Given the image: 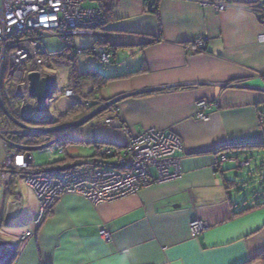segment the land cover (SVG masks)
Here are the masks:
<instances>
[{
  "label": "crops",
  "instance_id": "crops-1",
  "mask_svg": "<svg viewBox=\"0 0 264 264\" xmlns=\"http://www.w3.org/2000/svg\"><path fill=\"white\" fill-rule=\"evenodd\" d=\"M89 1L99 7L100 0ZM102 2L114 3L110 18L87 35L115 53L103 74L111 79L97 95L120 97L114 110L133 132L175 133L181 177L101 204L64 194L28 227L38 201L24 176L6 168L24 138H13L6 148L0 136V242L16 245L9 264H264V201L240 203L232 193L239 196L245 183L229 178L248 166L242 162L252 165L254 154L264 160V42L257 41L264 23L245 8L219 12L191 1L160 0L153 13L145 11L144 0ZM199 39L203 51L193 52ZM230 83L234 87L223 85ZM200 99L215 103L208 121L194 118ZM85 131L78 139L87 143L123 147L128 141L125 131L103 120L91 121ZM13 202L21 209L9 219ZM193 220L207 225L198 236L189 230ZM26 230L33 235L18 241Z\"/></svg>",
  "mask_w": 264,
  "mask_h": 264
},
{
  "label": "built area",
  "instance_id": "built-area-1",
  "mask_svg": "<svg viewBox=\"0 0 264 264\" xmlns=\"http://www.w3.org/2000/svg\"><path fill=\"white\" fill-rule=\"evenodd\" d=\"M156 3L160 0H150ZM197 2L202 6H212L217 11L227 8H245L252 12L260 23H264V0H183ZM84 0H0V88L2 77H14L17 84L16 96L21 99V114L26 120H37L36 105L26 103L30 94L29 83L23 78L34 71L29 66L39 68L40 56L46 54L41 40L44 33L66 41L76 36L87 35L104 24L99 9L83 8ZM264 42V33L257 36ZM67 43V41H66ZM197 47L203 49L204 41L197 40ZM70 44V43H69ZM72 58L77 51L70 45ZM106 64L105 50L95 52ZM26 71V72H25ZM26 73V74H24ZM28 79V76H27ZM69 94V91H66ZM195 119H207L206 110L211 106L204 99L196 104ZM116 113V112H115ZM114 114L105 123L118 126L128 134V142L122 150L119 162L113 167L96 168L93 165L75 166L59 173L56 178L45 175H30L26 182L31 183L39 195L36 222H39L60 195L73 193L93 203L113 202L136 194L140 189L153 184L175 181L181 177L179 160L175 154L181 148L179 137L171 131L148 129L130 133L122 129L120 119ZM36 119H35V118ZM264 115L260 117L262 122ZM41 129L31 128L21 134H37ZM6 142V141H5ZM226 158L221 157L224 161ZM24 152L19 151L8 158L6 167L26 168ZM201 220L189 223L192 236H198L206 228ZM30 232H27V235ZM100 234L108 238L107 232Z\"/></svg>",
  "mask_w": 264,
  "mask_h": 264
},
{
  "label": "rangeland",
  "instance_id": "rangeland-1",
  "mask_svg": "<svg viewBox=\"0 0 264 264\" xmlns=\"http://www.w3.org/2000/svg\"><path fill=\"white\" fill-rule=\"evenodd\" d=\"M158 2L159 1L156 2V5ZM194 3L198 4L199 6H202L197 2H194ZM152 4H154V3L152 2L150 5H152ZM96 5L97 4H94V2H91L89 0H84V2L82 3L83 8H94V7H96ZM150 7L151 6L146 7L145 11L150 12ZM100 27L103 28L104 24ZM97 28H99V27H97ZM92 33H95V30L93 32H91L90 34H92ZM66 41H67V43H66ZM66 41H64L61 38H58L56 36H53L50 33H44L41 42H42L43 46L45 47L47 53L40 56L41 64L39 65L40 66L39 68L31 67V65L29 66V68H31L34 71H30L28 74L36 72L40 75L41 78H43V77L55 78V87L53 89L51 98L47 99V101H46V106L48 108V112L46 113L47 118H49L50 116H51V118H53L54 116H55V118H57L59 116L60 112L66 110V109L69 110L70 109L69 102L71 103V105L74 102H81V104H83V106L84 105L88 106V103H86V101L83 98H85L84 94H86L87 91H89L91 89V86L89 83L85 82V83H80L78 86L75 87V84L73 81L74 77H75L74 76L75 71H76V74L78 75V74H80L84 71H87V70L97 69L100 72L103 71L102 73L104 74L106 71V68H107L106 66L110 64L111 58H112L109 55L108 51L105 50L104 47L97 45V42L93 41L92 35H86V36H80V37L76 36V37L70 38V41H69V39H66ZM196 42L197 41L193 42L194 44L191 46L192 51L197 52V53L202 52L203 49L199 48V45L197 47ZM70 45L73 46L75 51H77V54H74V56L72 58H70L72 55V54H70V51H69ZM84 49H88V50L84 51ZM101 49L105 50L107 52V55H106L107 57L105 60L106 64H104V62L101 60V58H98L97 54L95 53L97 50L99 51ZM62 52L64 53V56H66V57L63 56L62 58H60V57L55 58V56L49 55L50 53H62ZM53 58H55V59H53ZM71 60H73V61H71ZM94 64H95V66H94ZM24 74H26V73H24ZM27 76L28 75H24L23 78H24V80L26 79L27 82L29 83ZM1 82H2V84H1V88H0V101L2 98L1 97V90H2V87H4L5 93L8 90L7 95L9 93L15 99L16 105H15L14 109H16L17 113H19L21 116V118L20 117L17 118L14 116V114L11 113L13 115L14 119H13V117H10L11 118L10 121L13 122V125L16 124L15 126L17 127V129L7 131V130L3 129V127L0 126V136L1 137L6 138V136H8V134L9 135L12 134L11 135L12 137L17 136V135H21V137L30 136V137H26V138H29L28 140H31V138H32L31 136L35 137V134H21V133L26 131V130H29L31 128H37V129H41V130L50 129L49 126H51V125L47 124V122L44 121V119H42V117H44L45 114L44 115L43 114L36 115L40 118H38L37 120H33L31 122H30V120H26L22 117L20 110H21L23 103L21 104L20 103L21 99L18 96H16V90H17V87L19 86V85L18 86H16V85L19 84L21 82V80L14 78V77L9 78L8 74H5L2 77ZM223 85H226L227 87H234V85L231 83L230 84H223ZM66 91H69V94H66ZM61 97L66 98L67 100L61 99ZM119 98L120 97H115V98H110V99H106V100H103L100 98L101 101H99L100 103L99 102L96 103L97 109H95V110H98V109H100V110L97 113H95L94 115L99 114L101 111L106 109L108 106L110 107V105H112V104L113 105L111 107H112V109H114L113 106L117 101L116 99H119ZM204 100H206V99H204ZM206 101L208 102V104L211 105L210 107L215 106L214 102H209L208 100H206ZM25 102L35 104L37 107L36 99L31 97L30 94L27 97V100ZM196 108H197V106H196ZM109 109H107V113L102 114V116L96 117L94 120H92V118L94 116L93 115L91 118L84 121L82 123V126H77V127L72 126L70 128H65V129H68L66 131H65V129L64 130L60 129V132L62 133V135H64L63 138L65 140L61 139L62 141L61 140L57 141V140H55V136H53L49 139V141H46V142L40 143V144H36L34 146H32L33 144H31V143H28L29 145H24V143H25V141H24L21 144H18V145L16 144V150L19 149V151L24 152V156L26 159H30L31 157L29 154H31L33 165H35V166H42L44 164H48V163L53 162V161L65 160V159H66V161L64 162L65 163L64 167H65V165H72V164L76 163V161H90L89 159H92V157L94 155V148L91 144L87 143V141L80 140V139H78V137H81L80 135H84V133L86 132L85 129H87L89 127V124L87 122H89L90 119L92 121L103 120V124L110 127L111 129L121 130L118 126H112L110 124L108 125L105 123L106 119L112 118L111 117L112 115L117 114V113H115V111L111 112ZM9 110L10 109L7 110V113ZM94 111H92V112H94ZM196 112L197 111L195 110L194 116H195ZM206 112H207V110H206ZM91 113L87 114L85 117H87ZM51 114H53L54 116H52ZM207 115H208L207 119H202V120L197 119V120L208 121L209 120V114H207ZM262 115H264V113L259 114V119H260V117H262ZM55 118H53V119L55 120ZM79 120H81V119H79ZM79 120L70 122L69 124L77 123ZM262 120L264 121L263 118H262ZM69 124H66V125H69ZM58 127H61V126H58ZM150 129H155V128H150ZM128 130L130 133L133 132L130 129H128ZM146 130H148V129H144L142 131H146ZM64 131H65V133H64ZM160 131H165V130H160ZM42 133H44V132H39L37 134L40 135ZM133 133H136V132H133ZM59 136L60 135L57 134V137H59ZM127 142H126V144H127ZM4 143H5L4 146L7 148L9 145V142L6 141ZM29 147H33V149H30ZM63 148H64L65 152H62ZM107 154H108V152H107ZM254 156H255V159H254L255 162L251 163L252 165L249 166L250 160H246V161L242 162V166H245L247 164H248V166L243 167L242 169H235V171H236L235 175L229 177L231 179L238 180L239 183L240 182L245 183V187L242 189V193L239 196L232 193V195H233L232 197H234L236 199L239 198L238 201L240 203L246 202V203L251 204L252 200H255V199H257L259 201H264V170H262V171L258 170V167L260 166V164L262 162H264V160L261 156H258V154H254ZM119 157H121V156L120 155H113L112 159H110L108 161H111L112 163L117 164L119 162ZM243 160H244V157H242L241 160H239V161H243ZM11 163L13 164L12 157H11ZM6 166H8V165H6ZM225 166L230 167L232 165L224 164L223 167H225ZM255 166L257 169H255ZM13 167L14 166H11L10 168H13ZM109 167H113V166L110 165ZM116 167L117 166H114L113 168L118 169ZM233 167H235V166H232V168ZM6 168L10 169L8 167H6ZM17 168L25 169L22 167H17ZM61 172H63V170ZM181 174H182V172H181ZM1 176L3 177L4 181H7L8 179H10V176L7 174H3V175L1 174ZM29 176L30 175L24 176V182L27 186H29V188L31 189L33 194L36 196V199L38 201V207H39L40 200H39V195H38V192L36 191V188L31 183L28 184L26 182V179ZM163 183H167V182H163ZM163 183H160V184H163ZM65 194H73V193H65ZM62 195H64V194H62ZM62 195H60V196H62ZM73 195H75V194H73ZM77 196H80V195L77 194ZM80 197H82V196H80ZM82 198H84V197H82ZM84 199H86V198H84ZM88 201L91 202L92 204L107 203V202L93 203L90 200H88ZM51 208H50V210H51ZM49 211H47L45 213L43 218H45V216L48 215ZM43 218L41 220H43ZM30 220H31V218H30ZM39 222H36L33 219L27 224V226L28 227L30 225L33 226L34 223H39ZM27 232H30V233L27 235ZM33 233H34V231H32V230H26L24 233H22L20 236H18V241L26 240L27 238L31 237V235H33ZM15 247H16V245L13 241L4 240V241L0 242V264H5L7 262V258H9L10 261L13 259L14 255H15V250H16ZM9 262H8V264H9Z\"/></svg>",
  "mask_w": 264,
  "mask_h": 264
},
{
  "label": "trees",
  "instance_id": "trees-1",
  "mask_svg": "<svg viewBox=\"0 0 264 264\" xmlns=\"http://www.w3.org/2000/svg\"><path fill=\"white\" fill-rule=\"evenodd\" d=\"M150 4H151L150 0H144L145 8L151 6L150 12L154 13L156 11V3H154L152 5H150ZM94 8L100 10L101 15L104 19V26H105L106 22L110 18V14L113 11L114 3L110 2V3L106 4V3H103L102 0H100L99 1V7H94ZM100 28L101 27L96 28L95 31H98ZM96 42H97V45L104 47L105 50L108 51L109 55L112 58L114 57L115 50L113 48H111L110 46H108V44L106 42H104V40H101V41L96 40ZM87 50L88 49H84V51H87ZM63 52L62 53H50L49 55H53V56H55V58H57V57L62 58L64 56ZM64 57H66V56H64ZM55 58H53V59H55ZM71 61H73V60H71ZM131 74H133V73H131ZM74 76L75 77H74L73 81H74L75 87L78 86L80 83H85V82L89 83L91 86V89L89 91H87L86 94H84L85 98H83L86 101V103H88V106H85V105L83 106V104H81V102H75L74 104H72V106L70 107L69 110L60 113V115L57 118H55V120L53 118H51V116L49 118L44 119V121H46L47 124L51 125V126H49V128L52 130L48 129L47 132H44L40 135L35 134V137L31 136L32 137L31 140H28L29 138H26V137H30V136L21 137V135H17V134H16L17 136H13V137L11 136L12 134H10V135L8 134V136H6V138H4V137H2V138L5 141H10V140L14 141V139H15L17 142H19L20 140H22V138H24V141H25L24 145H29L28 143H31V144H33L32 146H34L36 144L44 143L46 141H49V139L53 136H55V140H57V141L61 140V139L65 140L63 138L64 135H62L60 130H55V129L58 128V126H64L66 124H69L70 122L82 119L87 114H89L92 111H94L95 109H97L96 103L101 101V99L97 95V92L100 89H102L103 87H105L108 80L111 79V78L103 75L102 72H100L99 70H96V69L95 70H92V69L87 70V71L82 72L78 75L76 74V71H75ZM7 92H8V90H7ZM7 92L5 93L4 87H2V90H1V97L2 98L0 101L1 102L0 103V105H1L0 106V126L3 127V129L9 131V130L17 129V127L15 126L16 124L13 125V122L10 121L11 120L10 117H13L12 114H14V116L17 118H19V117L21 118V116L19 113H17L16 109H14V107L16 105L15 99L9 93L7 95ZM112 105H110V107L108 106L106 109L101 111L99 114L94 115L92 120H94L98 116H102V114H104V113H107V109H109V108H110L109 110L111 112L115 111L114 109H112V107H111ZM8 109H10V110L7 113ZM115 112L117 113V111H115ZM116 116L120 119L121 128L124 130L127 129L118 113ZM13 119H14V117H13ZM92 120L90 119V121H92ZM90 121L87 123L89 124ZM74 126H76V127L82 126V123L74 125ZM66 130H68V129H65V131ZM65 131H64V133H65ZM57 134H59L60 136L57 137ZM89 144H91L94 148V155H93L92 159H89L90 161H76V163H74L72 165H65V167H64V164H65L64 162L66 161V159L53 161V162H50L48 164H44L42 166H35V165H33V162L31 159H27V161H26L27 166L25 169L13 167V168H10L11 170L7 169L8 173L11 174L12 170H16L18 172V174H22L23 176L45 175V176H50L51 178H56L62 170L64 171L67 168L69 169V168H72L75 166L93 165L96 168H103V167L111 165L114 167L116 165V163H112L111 161H108V160L112 159L113 155L122 154V150L124 149V147L104 145V144H99V143H95V142H91ZM29 148L33 149V147H29ZM17 152H19V149L17 150ZM62 152H65L64 148H63ZM107 152H108V154H107ZM258 170L262 171L261 165L258 167ZM12 174H13V172H12ZM260 257L264 261V255H261Z\"/></svg>",
  "mask_w": 264,
  "mask_h": 264
},
{
  "label": "water",
  "instance_id": "water-1",
  "mask_svg": "<svg viewBox=\"0 0 264 264\" xmlns=\"http://www.w3.org/2000/svg\"><path fill=\"white\" fill-rule=\"evenodd\" d=\"M28 80H29V90H30V96L35 98L37 101V109L36 112L38 114H45L44 117L47 118V112L48 108L46 106V101L47 99L51 98L53 89L55 87V78L53 77H43L41 78L40 75L36 72L30 73L28 75ZM102 109V108H101ZM100 109L95 110L92 112L90 115L87 117L82 118L79 120L77 123L74 124H69L65 126H61L56 128L55 130H60V129H65L72 127L77 124H81L87 119L91 118L95 113H97ZM52 130V129H50ZM41 132H46L48 129H43L40 130ZM21 205L18 202H13L8 204L7 210H6V217L9 219H13L17 217V215L20 213ZM13 256V255H12ZM9 258H7V262L5 264H8Z\"/></svg>",
  "mask_w": 264,
  "mask_h": 264
},
{
  "label": "bare ground",
  "instance_id": "bare-ground-1",
  "mask_svg": "<svg viewBox=\"0 0 264 264\" xmlns=\"http://www.w3.org/2000/svg\"><path fill=\"white\" fill-rule=\"evenodd\" d=\"M99 58V57H98ZM100 60V59H99ZM31 122V121H30ZM119 153V152H118ZM119 155V154H118Z\"/></svg>",
  "mask_w": 264,
  "mask_h": 264
}]
</instances>
